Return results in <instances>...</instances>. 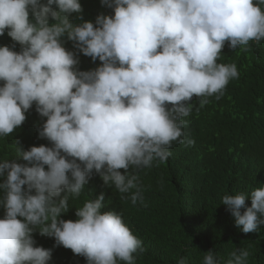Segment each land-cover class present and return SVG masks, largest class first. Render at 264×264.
Masks as SVG:
<instances>
[{"label":"clouds","instance_id":"9594fccd","mask_svg":"<svg viewBox=\"0 0 264 264\" xmlns=\"http://www.w3.org/2000/svg\"><path fill=\"white\" fill-rule=\"evenodd\" d=\"M101 4L112 13L93 22L83 20L80 0H0V36L13 41L0 45V137L22 126L35 105L46 118L38 136L50 145L17 146L22 162L0 160V264H49L52 249L36 245L37 231L87 264H136L142 240L119 212L101 211L103 193L77 207L76 219H63L69 198L98 174L143 203L137 170L166 161L173 142L194 144L184 132L193 97L200 106L219 100L239 78L235 63L218 62L225 45L246 50L264 40V0ZM66 41L99 65L80 70ZM221 203L244 233L264 224V184ZM249 255L234 249L226 264H248ZM202 264L220 261L210 249Z\"/></svg>","mask_w":264,"mask_h":264},{"label":"trees","instance_id":"16d2710c","mask_svg":"<svg viewBox=\"0 0 264 264\" xmlns=\"http://www.w3.org/2000/svg\"><path fill=\"white\" fill-rule=\"evenodd\" d=\"M80 2L83 20L95 22L98 14L112 13L101 0ZM12 43L7 32L0 36V45ZM65 46L77 52L80 70L99 65V60L93 62L74 49L71 41ZM19 47L17 44V51ZM218 62L235 63L239 78L229 82L219 100L212 97L200 106L193 97L192 113L184 118V132L194 144L173 142L166 161H154L152 167L137 170L143 203L133 204L126 198L128 194L104 185L94 174L79 197L69 198L63 219H76L77 207L103 193L101 211L119 212L142 240L143 251L135 254L136 264H177L181 257L187 264H202L210 249L220 264H226L228 254L237 248L249 251L248 264H264V224L255 232L244 233L221 203L226 194H247L264 184V40L250 42L246 50L233 51L226 44ZM44 119L33 105L22 126L10 136L0 137V160L22 162L16 157L17 146L27 150L33 145H49L38 136ZM246 205H251L250 197ZM33 236L37 246L53 248L49 264H87L70 249L54 247V238L38 231Z\"/></svg>","mask_w":264,"mask_h":264},{"label":"bare ground","instance_id":"6f19581e","mask_svg":"<svg viewBox=\"0 0 264 264\" xmlns=\"http://www.w3.org/2000/svg\"><path fill=\"white\" fill-rule=\"evenodd\" d=\"M47 244V243H46ZM53 249V248H52Z\"/></svg>","mask_w":264,"mask_h":264}]
</instances>
